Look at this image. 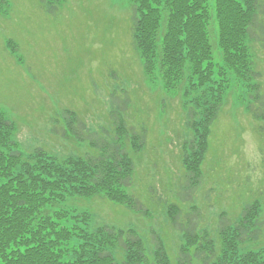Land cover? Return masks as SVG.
Instances as JSON below:
<instances>
[{
	"label": "rangeland",
	"instance_id": "1",
	"mask_svg": "<svg viewBox=\"0 0 264 264\" xmlns=\"http://www.w3.org/2000/svg\"><path fill=\"white\" fill-rule=\"evenodd\" d=\"M5 1L0 0V112L14 122L23 155L37 148L59 158L81 154L89 140L111 141L112 122L120 115L129 133L143 138L140 150H129L134 172L128 192L140 208L101 196L75 198L73 206L86 209L93 226L134 230L148 257L152 239L160 238L175 260L183 242L177 228H185L186 218L216 239L221 213L233 222L258 198L264 231V118L255 119L238 99L248 98L239 84L226 93L211 125L199 184L180 193L181 157L191 141L189 107L182 92L147 81L133 46L131 0ZM251 50L264 97V44L254 42ZM65 110L76 115V138L66 128ZM169 203L183 208L177 226L165 214Z\"/></svg>",
	"mask_w": 264,
	"mask_h": 264
},
{
	"label": "trees",
	"instance_id": "2",
	"mask_svg": "<svg viewBox=\"0 0 264 264\" xmlns=\"http://www.w3.org/2000/svg\"><path fill=\"white\" fill-rule=\"evenodd\" d=\"M131 2L133 44L145 77L160 80L167 92H182L189 107L193 137L182 157L181 193L200 182L210 127L231 86L239 84L248 98L238 99L255 119L264 118L251 50L252 42H264V0ZM75 118L65 110L66 128L76 138ZM112 123L113 139L89 140V150L81 154L59 158L37 148L22 155L14 122L0 112V264H264L258 198L244 205L233 222L221 213L216 239L186 218L185 228H177L183 242L175 260L160 238H153L148 257L134 230L93 226L87 210L73 206L75 198L101 196L140 208L128 192L134 172L129 150H140L143 138L129 133L132 128L121 115ZM52 132H59L55 125ZM167 216L177 226L184 214L171 203Z\"/></svg>",
	"mask_w": 264,
	"mask_h": 264
}]
</instances>
